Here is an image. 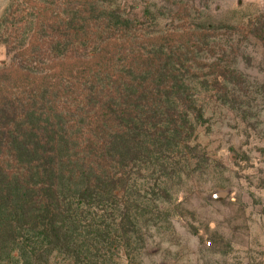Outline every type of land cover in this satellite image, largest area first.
<instances>
[{
  "label": "rangeland",
  "instance_id": "1",
  "mask_svg": "<svg viewBox=\"0 0 264 264\" xmlns=\"http://www.w3.org/2000/svg\"><path fill=\"white\" fill-rule=\"evenodd\" d=\"M30 1L48 11L45 21L38 23ZM35 27L54 48L22 59L18 51ZM262 27L264 0H0V68L90 56L117 38L142 54L140 76L146 85L158 80L154 93L172 106L179 93L188 100L192 150L171 147L168 168H127L120 193L136 212V232L126 248L109 253L116 264H264ZM174 75L181 88H172ZM177 155L192 163L180 168ZM220 190L229 194L211 198ZM52 261L70 264L65 254Z\"/></svg>",
  "mask_w": 264,
  "mask_h": 264
},
{
  "label": "trees",
  "instance_id": "2",
  "mask_svg": "<svg viewBox=\"0 0 264 264\" xmlns=\"http://www.w3.org/2000/svg\"><path fill=\"white\" fill-rule=\"evenodd\" d=\"M31 4L45 21L48 11ZM54 45L35 27L18 56H45ZM133 49L114 38L90 56L0 68V264H52L62 254L70 264H116L109 253L136 232V212L120 193L127 168H168L171 147L192 150L188 100L179 93L172 106L153 92L154 76L144 84L143 57ZM173 80L174 89L184 85ZM177 156L180 168L192 163Z\"/></svg>",
  "mask_w": 264,
  "mask_h": 264
},
{
  "label": "water",
  "instance_id": "3",
  "mask_svg": "<svg viewBox=\"0 0 264 264\" xmlns=\"http://www.w3.org/2000/svg\"><path fill=\"white\" fill-rule=\"evenodd\" d=\"M228 194H229L228 191H226V190H220V191H216L215 193H213V194L211 195V198H213V199L224 198V197H226Z\"/></svg>",
  "mask_w": 264,
  "mask_h": 264
}]
</instances>
